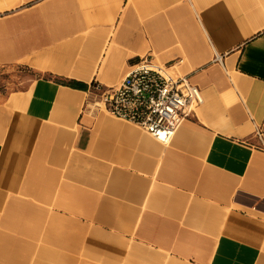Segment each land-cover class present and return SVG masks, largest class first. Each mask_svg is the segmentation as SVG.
I'll return each mask as SVG.
<instances>
[{"label": "crops", "instance_id": "0c3cea01", "mask_svg": "<svg viewBox=\"0 0 264 264\" xmlns=\"http://www.w3.org/2000/svg\"><path fill=\"white\" fill-rule=\"evenodd\" d=\"M34 1L12 54L66 81L0 99V264H264V0H73L62 44ZM145 56L203 99L165 145L82 108Z\"/></svg>", "mask_w": 264, "mask_h": 264}, {"label": "built area", "instance_id": "2783aa9c", "mask_svg": "<svg viewBox=\"0 0 264 264\" xmlns=\"http://www.w3.org/2000/svg\"><path fill=\"white\" fill-rule=\"evenodd\" d=\"M181 61L178 58L159 65L145 56L133 62L116 83L95 94L93 109L129 121L157 142L168 144L182 120L203 100L187 76L177 72ZM93 87L101 88L98 84ZM255 136L264 145L260 127L255 128Z\"/></svg>", "mask_w": 264, "mask_h": 264}, {"label": "rangeland", "instance_id": "374dc122", "mask_svg": "<svg viewBox=\"0 0 264 264\" xmlns=\"http://www.w3.org/2000/svg\"><path fill=\"white\" fill-rule=\"evenodd\" d=\"M48 3V8L43 12L46 17L50 20H57L60 22V25H66L65 28H55L53 30L60 31L59 39L56 41L58 44H62L66 39L74 37V28H73V0H35L34 2ZM29 3L24 2V0H0V99H5L6 97L12 96V94L19 90H24L28 87L35 78L39 76L52 78L56 81L64 82L63 77L61 76H52L51 74L42 73L38 70H35L32 66L27 64L24 56L18 57L12 54L13 48L19 44L15 43L20 39V36L23 35L26 28L24 25L26 7ZM38 6V5H37ZM59 7L61 10H58ZM23 20L21 21L20 20ZM19 20V21H18ZM61 64H66L63 61ZM55 68L57 70L60 69ZM120 79V78H119ZM119 79H116V83ZM97 83V82H96ZM93 81L88 86V94L85 98L83 105V110L87 111L88 109H93V106L90 104L92 100L97 99L95 94H98L104 86L98 90L94 86ZM112 83V84H114ZM86 104H89L86 106ZM87 107V109H86ZM12 107H8L6 111L8 114L11 112ZM95 111V109L93 110ZM104 112V111H103ZM108 117H111L106 112H104ZM116 119V118H113ZM119 120V119H118ZM5 195H9V190H1ZM3 204L0 203V213L2 212ZM1 215V214H0ZM5 264V263H1Z\"/></svg>", "mask_w": 264, "mask_h": 264}, {"label": "trees", "instance_id": "16d2710c", "mask_svg": "<svg viewBox=\"0 0 264 264\" xmlns=\"http://www.w3.org/2000/svg\"><path fill=\"white\" fill-rule=\"evenodd\" d=\"M66 85L73 87V88H79V89H85L86 88V84L79 82V81H75V80H68L66 83Z\"/></svg>", "mask_w": 264, "mask_h": 264}]
</instances>
